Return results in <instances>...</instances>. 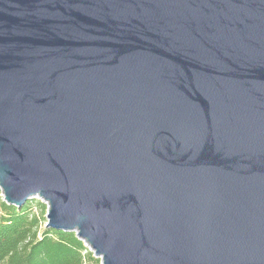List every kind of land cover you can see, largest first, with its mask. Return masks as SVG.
<instances>
[{"label": "water", "instance_id": "1", "mask_svg": "<svg viewBox=\"0 0 264 264\" xmlns=\"http://www.w3.org/2000/svg\"><path fill=\"white\" fill-rule=\"evenodd\" d=\"M0 194L100 264H264V0H0Z\"/></svg>", "mask_w": 264, "mask_h": 264}, {"label": "trees", "instance_id": "2", "mask_svg": "<svg viewBox=\"0 0 264 264\" xmlns=\"http://www.w3.org/2000/svg\"><path fill=\"white\" fill-rule=\"evenodd\" d=\"M45 205L0 202V264H100L73 233L44 227Z\"/></svg>", "mask_w": 264, "mask_h": 264}, {"label": "rangeland", "instance_id": "3", "mask_svg": "<svg viewBox=\"0 0 264 264\" xmlns=\"http://www.w3.org/2000/svg\"><path fill=\"white\" fill-rule=\"evenodd\" d=\"M3 201V198H1V194H0V202H2ZM98 260V259H97ZM91 264H94V263H91Z\"/></svg>", "mask_w": 264, "mask_h": 264}]
</instances>
